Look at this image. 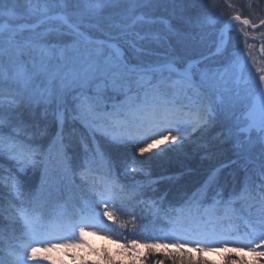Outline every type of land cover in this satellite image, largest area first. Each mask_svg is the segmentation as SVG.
<instances>
[{
	"label": "snow or ice",
	"instance_id": "1",
	"mask_svg": "<svg viewBox=\"0 0 264 264\" xmlns=\"http://www.w3.org/2000/svg\"><path fill=\"white\" fill-rule=\"evenodd\" d=\"M226 6L230 15L209 55L187 60L169 53L149 61L145 55L154 53L146 51L147 46L161 37L144 31V25L154 21L134 16L136 0H130L119 20L101 16L103 4L93 0H86L83 8L80 0H40L31 6L22 24L16 22L18 17L8 7V0H0V160L13 161L15 169L0 170V186L9 194L5 211L21 225L20 235L8 243L7 258L0 259V264H56L51 257L38 254L83 247L89 230L109 233L118 241L122 235L118 230L129 225L132 238L120 247L131 264H144L169 245L204 252L239 244L264 257V67L257 56L258 41V52L264 57V16L257 15L252 0L246 6L226 0ZM230 33L242 47L228 50ZM107 91L123 97L110 110L99 104ZM38 106H43L45 115L52 110L57 121L55 139L46 151L21 142L18 133L22 123L18 110L32 111ZM76 123L92 140L91 146L84 144V163L78 173L89 195L72 212L63 205L65 210L46 219L37 205L49 178L55 174L57 185L75 183L64 129L66 124ZM218 123L223 128L217 137L233 142L237 155L253 165L251 172L245 168L240 191L227 200L217 192L211 204L206 203L208 191L218 183L219 173L213 172L197 192L179 206L170 205L162 215L155 200L143 199L154 181L149 177L131 185L121 183L95 143L96 134H101L111 143L131 147L133 155L125 170L138 173L144 171L138 157L165 150L160 141L173 147L188 134L208 132ZM256 146L259 163L252 159ZM97 162L104 169L102 174L94 168ZM39 166L43 169L39 188L25 190L19 175ZM131 200L145 206L153 223L163 220V237L141 240L137 217L121 219L126 201ZM250 200L259 206L255 219L251 206L244 207ZM143 219L140 217L139 228L144 227ZM241 223L243 235L239 234ZM141 247L147 251L141 252ZM160 254L173 264H190L183 259V251ZM65 255L77 259L74 254ZM78 264L124 261L105 252L95 261L80 257ZM154 264H164V260L156 259Z\"/></svg>",
	"mask_w": 264,
	"mask_h": 264
},
{
	"label": "trees",
	"instance_id": "2",
	"mask_svg": "<svg viewBox=\"0 0 264 264\" xmlns=\"http://www.w3.org/2000/svg\"><path fill=\"white\" fill-rule=\"evenodd\" d=\"M40 0H8V7L17 15V23H25L29 15L31 6L39 3ZM71 2V0H68ZM103 4L100 14L103 17H112L114 20L120 19V14L130 7V0H93ZM237 5H247L248 0H231ZM253 9L257 15L264 16V0H252ZM81 8L86 6V0H80ZM70 10H75L71 9ZM245 11L247 8L245 7ZM134 16H144L145 20H152L151 25H144V31H151L161 37L159 42H152L147 46L153 55H145V59L155 61L162 59L165 54H173L176 57L192 60L200 57L201 54H209V49L213 48V42L217 39L218 33L223 27L224 19L229 17V11L226 6V0H136ZM220 18V19H217ZM143 34V31H142ZM229 51L239 44L237 37L230 33ZM250 42H252L250 40ZM259 42L257 41L258 62L264 63V57L258 52ZM123 100L122 96L116 95L111 91L105 92L100 107L110 110L112 105L119 104ZM18 111L22 113V123L18 128L20 140L23 143H30L32 146H40L47 150L55 139L57 132V121L49 110L44 114L43 106H38L29 111L21 107ZM73 128L75 132L73 133ZM223 126L218 123L208 132H198L188 134V138L182 143L168 147L157 153H148L145 157H138V161H143L141 165L143 172L132 173L125 170V165L130 161L133 151L131 147L111 143L110 140L96 134L95 143L99 145L100 151L104 153L106 160L111 164L112 171L116 178L125 185H131L136 181H145L149 177L154 184L151 188L145 189L143 199H152L157 202V208L161 210V215L167 211L170 205L179 206L192 193L197 192L204 184L209 174L218 171V183L211 188L205 201L211 204L212 197L217 193L222 194V198L227 200L234 192H239L245 177V168L251 172L253 165L237 155L233 142L224 137H217L222 131ZM8 131V129H5ZM65 143L68 155V163L71 173H76L75 183L70 181L57 185L55 174L49 178V183L42 192L41 199L37 207L42 211L45 218H53L59 212L65 210L63 205L67 206V211L72 212L73 206L81 202V198H87L89 195L87 186L80 180L78 175L84 163L85 150L84 144L92 145L91 136L79 124L65 125ZM259 146L252 149V159L259 163ZM55 155V153H53ZM14 162L6 158L0 160V170L12 169L15 171ZM99 173H103L102 166L94 165ZM42 166L25 170L19 175V179L24 185L25 190L35 192L41 183ZM154 189V191H153ZM9 194L5 188L0 186V259L7 258V245L15 236L20 235L21 225L19 222L11 220L10 213L5 211L8 207ZM161 198L163 202L161 203ZM241 204H237L239 208ZM249 206H251L249 208ZM251 211V218L255 219L258 205L253 201H248L244 205ZM137 217L138 231L137 235L141 240L154 235H161L166 231L163 220L156 219L140 204L138 200L126 201L125 214L121 217L123 220H131ZM143 219V228H139L140 217ZM111 224V221H107ZM239 223V222H238ZM122 233L117 241L114 235L108 234L105 240L116 243L117 246L112 250L106 248L102 242V247L91 243L85 234V245L83 247L60 248L45 253L43 250L39 256H49L54 261L65 258L64 264H78L79 258L84 257L89 261L102 259L105 252L111 254L114 259L124 261V264H131L127 252L120 247L121 244L132 238L131 226L127 229H119ZM240 235L244 234V228L241 223ZM88 240V241H87ZM232 248L223 255L220 261H217L203 252L193 251L186 247L183 250L169 245L167 248H161L159 253L149 256L144 264H154L156 259L164 260V264H173L171 259L166 258L160 253H178L183 251V259L190 261V264H264V257L246 256L239 244L231 246ZM141 252L147 250L141 247ZM123 252V253H122ZM65 253L74 254L77 259L72 260ZM123 254V256H122ZM40 264H51L50 261H40ZM60 264V263H59Z\"/></svg>",
	"mask_w": 264,
	"mask_h": 264
},
{
	"label": "rangeland",
	"instance_id": "3",
	"mask_svg": "<svg viewBox=\"0 0 264 264\" xmlns=\"http://www.w3.org/2000/svg\"><path fill=\"white\" fill-rule=\"evenodd\" d=\"M218 36H219V33H218V35H217V38H218ZM261 67H264V63L262 62V63H260L259 64ZM123 98V97H122ZM100 101H101V99H100ZM99 101V102H100ZM163 147H165L166 146V144H164V142L163 141H160L159 142ZM111 165H112V163H111ZM86 236L88 237V240H90L91 241V243H95L96 245H99V246H101L102 247V245H100V244H102V242L104 243V244H106L105 246H106V248H108V249H114L116 246H117V244L116 243H113V242H109V241H106L105 242V240L108 238L107 237V234L106 233H97V232H95L94 230H89V231H86ZM87 240V241H88ZM141 249V248H140ZM123 253V252H122ZM207 253V256H209V257H211V258H213V259H215V260H217V261H220L222 258H223V255L224 254H226V253H224V254H222L223 252H221V251H219V252H206ZM241 253H245V255L246 256H250L251 258H252V256H255L252 252H249V251H245V252H241ZM122 256H123V254H122ZM128 259H130V258H127L126 259V261H128ZM66 259L65 258H63L62 260H59V261H56V264H59L60 263V261H65Z\"/></svg>",
	"mask_w": 264,
	"mask_h": 264
},
{
	"label": "water",
	"instance_id": "4",
	"mask_svg": "<svg viewBox=\"0 0 264 264\" xmlns=\"http://www.w3.org/2000/svg\"><path fill=\"white\" fill-rule=\"evenodd\" d=\"M209 55V54H208ZM200 57H198V58H195V59H199Z\"/></svg>",
	"mask_w": 264,
	"mask_h": 264
},
{
	"label": "bare ground",
	"instance_id": "5",
	"mask_svg": "<svg viewBox=\"0 0 264 264\" xmlns=\"http://www.w3.org/2000/svg\"><path fill=\"white\" fill-rule=\"evenodd\" d=\"M198 58V57H197ZM195 59V58H194Z\"/></svg>",
	"mask_w": 264,
	"mask_h": 264
}]
</instances>
